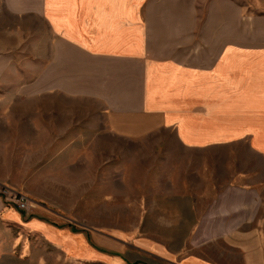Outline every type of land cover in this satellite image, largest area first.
Returning a JSON list of instances; mask_svg holds the SVG:
<instances>
[{
    "label": "crops",
    "instance_id": "crops-1",
    "mask_svg": "<svg viewBox=\"0 0 264 264\" xmlns=\"http://www.w3.org/2000/svg\"><path fill=\"white\" fill-rule=\"evenodd\" d=\"M162 130L190 152L243 142L264 161V0H0V186L39 204L27 216L0 197V251L40 240L72 261L264 264V183L252 171L233 175L249 203L192 233L223 238L233 260L179 259L143 239L129 251L60 225L86 205L102 216L98 147Z\"/></svg>",
    "mask_w": 264,
    "mask_h": 264
},
{
    "label": "rangeland",
    "instance_id": "rangeland-1",
    "mask_svg": "<svg viewBox=\"0 0 264 264\" xmlns=\"http://www.w3.org/2000/svg\"><path fill=\"white\" fill-rule=\"evenodd\" d=\"M33 58H39L38 50L33 51ZM33 74H39V66L34 65ZM109 150L107 146L104 154L97 148V207L102 216L94 220L86 205L78 220H67L60 225L69 223L79 232L109 233L114 241L129 242V251L134 242L143 239L150 244H160L179 259L204 255L233 260L237 256L223 238L205 243L191 242V238L198 225L212 224L216 218L213 216L229 217L226 209L234 202L249 203L253 195L233 188L238 181L233 177L236 171L257 172L258 179L264 183V161L243 142L190 152L177 143L174 132L162 130L137 141L113 136L111 152ZM186 173H191L189 178ZM259 191L264 203V186ZM18 194L27 196L28 209L21 210L17 206ZM0 197L8 207L27 216L39 205L24 191L9 186H0ZM244 213L247 219L250 212ZM260 219H264V212ZM244 226L248 228L247 223ZM80 255L86 256L85 253ZM136 259L137 254L131 253L129 261L113 264H156L152 256L143 261ZM0 264L110 263L72 261L40 240L34 241L32 246L28 241L20 243L18 240L0 251Z\"/></svg>",
    "mask_w": 264,
    "mask_h": 264
},
{
    "label": "built area",
    "instance_id": "built-area-1",
    "mask_svg": "<svg viewBox=\"0 0 264 264\" xmlns=\"http://www.w3.org/2000/svg\"><path fill=\"white\" fill-rule=\"evenodd\" d=\"M20 196H17L16 200H17V206L21 209V210H26L29 207V201L27 199V196H25L24 194H18Z\"/></svg>",
    "mask_w": 264,
    "mask_h": 264
}]
</instances>
